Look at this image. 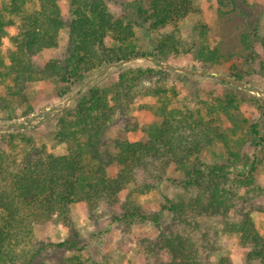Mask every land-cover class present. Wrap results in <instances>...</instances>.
Masks as SVG:
<instances>
[{"label": "rangeland", "instance_id": "374dc122", "mask_svg": "<svg viewBox=\"0 0 264 264\" xmlns=\"http://www.w3.org/2000/svg\"><path fill=\"white\" fill-rule=\"evenodd\" d=\"M82 1L19 0L13 4L15 12L11 0H0V151L5 153L0 161V197L7 199L14 189L17 165L69 153L70 138H58L65 112L70 114L68 121L76 124L72 131L79 138L88 133V119H76V114L92 92H105L114 109L113 125L103 140L109 157L121 140L146 145L143 129L155 119L159 101L153 93L161 89L171 107L197 109L207 129L226 132L232 127L231 117L246 121L234 136L228 134L238 143L237 157L220 161L233 174L230 191L238 217L233 218V212L227 222L219 217L202 222L203 230L213 234V249L205 262L264 264L260 260L264 251V0H192L186 14L174 15L168 24L158 28L157 23L154 29L136 20L135 0H102L100 11L108 20L92 21L85 30L90 47L79 49L90 55V72L80 86L67 81L63 62L72 47L70 10L72 5L82 6ZM47 9L59 17V41L55 48L27 57V71L35 78L23 79L14 95L13 79L20 69L10 59L20 49L19 35L41 23ZM243 38L252 42L251 48L242 44ZM193 160L211 164L207 153ZM120 170L112 163L85 185L34 192L21 188L26 211L9 227L3 226L8 242L0 249V264H11L12 257L14 264H65L72 257L83 264L169 262L164 227L170 215L161 212L162 196L172 199L171 183L187 174L169 170L171 182L164 184L163 194L141 196L133 188L114 184ZM240 172L248 173V180L234 176ZM135 180L143 187L141 176ZM125 206L142 207L144 215L126 221L121 218ZM145 215H158L157 224ZM240 221L245 223L243 232H235L242 227Z\"/></svg>", "mask_w": 264, "mask_h": 264}, {"label": "trees", "instance_id": "16d2710c", "mask_svg": "<svg viewBox=\"0 0 264 264\" xmlns=\"http://www.w3.org/2000/svg\"><path fill=\"white\" fill-rule=\"evenodd\" d=\"M16 1L19 0H11L15 12L17 7L13 4ZM82 2V6L78 5V8L72 5L70 10L72 47L63 62L67 81L80 86L86 81L90 72L87 68L90 55L81 51L82 48L90 47V44L87 45L85 30L92 21L108 20V18L104 19L100 11L102 0H83ZM191 2L192 0H135L132 9L136 20L142 26L148 25L149 28L154 29L157 23L160 24L158 27L160 28L173 20L172 18L186 14ZM45 13L41 23L30 31H22L19 35L20 49L14 54L15 59L14 57H12L14 60L10 59L11 65L20 69L13 79L14 87L11 91H14V95L17 94L15 88L22 84L23 79L25 82L27 80L32 82L31 78L33 77V80L35 78L34 74L27 71V57L53 49L59 41L61 33L59 17L48 9ZM242 40L246 48H251V41H247L246 38ZM22 54H26V57ZM90 95V98L81 101L76 114V119L85 117L89 121L90 128L85 136L79 138L76 132L72 131L76 124L72 125L68 121L69 113L65 112L66 115L60 119L58 138L62 140L64 138L67 141V138H70L72 142L67 155L26 160L22 167L20 165L15 167L16 175L12 182L14 189L7 199L0 197V249H3L8 242L5 227H9L17 217L22 215L21 213L26 211L19 196L21 188L34 192L51 191L75 183L85 185L95 178V172L103 174L113 163L121 167L114 184L133 188V192L141 196L150 193L163 194L164 184L171 182L169 170L176 175L187 174L179 182L171 183L175 189L172 199L162 196L161 212L166 210L170 215V220L164 227L171 257L166 264H208L206 263L208 253L213 249V234L203 230L202 222L217 217L227 222L231 216L233 217V212L235 215L236 206L232 202L230 191L233 174L225 164H220V161L223 158L231 161L237 157L235 148L238 143L233 142L228 134L234 136L235 131L238 128L241 129L246 121L237 122L234 121L236 120L234 117H231L232 127L226 132H221L218 128L207 129L205 118L197 109L191 110L183 105L171 107L163 99L164 91L156 89L153 96L158 99L159 106L153 113L155 119L143 129L148 143L139 146L128 140L118 141L114 144L109 157L103 150V140L113 125V121L110 120L114 109L106 102L105 92L95 91ZM250 129L256 134L255 125H252ZM201 153H207L211 164L193 160L195 155ZM4 155V151H0V161L4 160ZM253 169L252 166L249 173ZM247 174L240 172L234 176L248 180ZM138 175L143 179L141 185L143 187L137 186L135 177ZM126 206L123 210L124 215L121 217L126 221L135 216L144 215L140 209L142 207L129 209ZM236 217L238 213L233 218ZM145 218H149L152 224H157L158 215L152 218L145 215ZM240 224L242 227L235 229V232H243L245 223L240 221ZM234 228L237 227L234 225ZM65 244L68 242L58 246L64 247ZM69 247L72 248L73 245L69 244ZM257 256L260 254L257 253ZM260 260L264 262V251ZM15 262L16 258L12 257L11 264ZM65 264L83 263L79 258L72 257Z\"/></svg>", "mask_w": 264, "mask_h": 264}, {"label": "built area", "instance_id": "2783aa9c", "mask_svg": "<svg viewBox=\"0 0 264 264\" xmlns=\"http://www.w3.org/2000/svg\"><path fill=\"white\" fill-rule=\"evenodd\" d=\"M15 129L11 128V132H13Z\"/></svg>", "mask_w": 264, "mask_h": 264}, {"label": "crops", "instance_id": "0c3cea01", "mask_svg": "<svg viewBox=\"0 0 264 264\" xmlns=\"http://www.w3.org/2000/svg\"><path fill=\"white\" fill-rule=\"evenodd\" d=\"M205 163V162H204Z\"/></svg>", "mask_w": 264, "mask_h": 264}]
</instances>
